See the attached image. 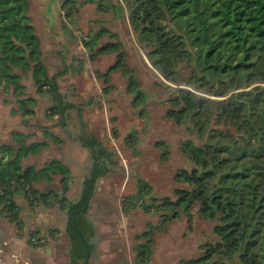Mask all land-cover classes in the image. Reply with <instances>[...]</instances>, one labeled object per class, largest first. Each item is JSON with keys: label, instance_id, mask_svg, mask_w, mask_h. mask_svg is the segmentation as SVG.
I'll return each instance as SVG.
<instances>
[{"label": "trees", "instance_id": "16d2710c", "mask_svg": "<svg viewBox=\"0 0 264 264\" xmlns=\"http://www.w3.org/2000/svg\"><path fill=\"white\" fill-rule=\"evenodd\" d=\"M87 3H96L100 11L128 15L139 43L171 91L167 116L198 137L182 144L191 166L176 174L186 184L175 189L176 198L158 197L141 180L139 191L126 198V211L162 210L169 220L182 212L191 214L198 206L200 217L213 222L217 238L203 245L202 255L184 264H264V0H120L118 4L63 0L65 30L75 24L78 4ZM29 10V0H0V87L17 97L14 113L32 116L38 99L27 93L23 83L24 75L31 73L38 92L52 100L54 114L64 113L73 105L60 91L59 75L48 72ZM103 31L108 30L103 27L84 38L92 55L117 46L108 42L96 49ZM120 65L125 68L119 61L110 70ZM129 90L135 94V105L145 98L133 76ZM13 136L16 143L0 144L4 215L9 211L11 218L17 216L21 207L16 195L27 191L37 204L61 202L70 213L71 264H86L89 242L96 234L86 213L96 180L108 170L106 163L96 157L82 198L72 203L66 196L71 169L61 159H51L42 167L21 164L24 157L48 148V140L29 142L31 134L22 131H14ZM47 136L63 142L53 133ZM83 144L102 155L108 153L98 140L84 137ZM57 176H61L62 193L36 187L41 180L54 182ZM135 252L138 264H149L154 249L149 242L138 244Z\"/></svg>", "mask_w": 264, "mask_h": 264}, {"label": "rangeland", "instance_id": "374dc122", "mask_svg": "<svg viewBox=\"0 0 264 264\" xmlns=\"http://www.w3.org/2000/svg\"><path fill=\"white\" fill-rule=\"evenodd\" d=\"M62 1L29 0V12L41 39L42 59L48 72L59 75L60 91L73 106L54 114L52 100L38 92L28 73L23 83L38 104L34 115L24 117L13 111L18 107L17 97L0 87V144L16 143L14 131L31 134L29 142L48 140V148L24 157L21 164L24 168L42 167L51 159H61L71 169L66 195L70 201L81 195L96 157L104 160L108 170L96 180L88 213L96 231L91 238L94 250L88 264H138L135 247L149 242L154 249L149 264H184L202 255L203 245L217 236L213 222L200 217L198 206L191 214L182 212L169 220L163 218L162 210L126 211L125 207L126 198L139 191L141 180L147 181L158 197L176 198L175 189L186 186L176 179V174L191 166L182 144L188 139L198 141V137L186 125H179L167 116L171 91L139 43L128 15L112 9L100 11L96 3L78 4L75 24L65 30ZM107 1L118 4L120 0ZM103 27L108 31L102 32L96 49L108 42L117 46L92 55L84 38L94 36ZM119 61L129 69L126 74L121 65L110 70ZM132 76L146 94L137 105L134 92L129 90ZM47 132L63 142L47 136ZM84 137L98 140L108 153L102 155L87 148ZM163 148L167 154H163ZM62 185L61 176H57L54 182L41 180L36 187L40 191L53 189L62 193ZM29 194L27 191L16 195V204L21 208L13 218L9 211L5 216L6 207L0 205V232L5 233L12 246H19L13 243L16 240L22 242L25 257H47L46 248L39 253L31 248L37 245L34 240H44L50 252H57L61 262L68 264L67 209L55 199L49 206L37 204ZM63 203L67 205V201ZM145 231L149 234L141 235Z\"/></svg>", "mask_w": 264, "mask_h": 264}, {"label": "flooded vegetation", "instance_id": "af4514ba", "mask_svg": "<svg viewBox=\"0 0 264 264\" xmlns=\"http://www.w3.org/2000/svg\"><path fill=\"white\" fill-rule=\"evenodd\" d=\"M83 191L84 189L82 190L81 195L76 200H71V202L72 203L78 202L83 196ZM90 208L91 207H89V211H90ZM89 211L86 213V217L88 221L93 223L94 225V222H92V220L88 216ZM67 226H68V223H67ZM66 234L69 238L67 227H66ZM6 237L7 236H5L4 232H0V264H63L61 262V257L58 255V253L55 251L50 252L49 248L47 247V243L44 242V240H34L35 241L34 243H37V245L32 246L31 248L35 253H39V251L42 252L43 248H46V252L48 253L47 257L37 256V255L35 256L30 255V256L25 257L24 256L25 251L23 249L24 246H20L22 242H19V246L15 247V246H12L14 244H11L10 241H7L5 239ZM89 245H90L89 254L91 256L94 250L93 249L94 245L92 244L91 240L89 242ZM70 253H71V245L67 253L68 254V264H71Z\"/></svg>", "mask_w": 264, "mask_h": 264}, {"label": "water", "instance_id": "95a60500", "mask_svg": "<svg viewBox=\"0 0 264 264\" xmlns=\"http://www.w3.org/2000/svg\"><path fill=\"white\" fill-rule=\"evenodd\" d=\"M67 214H68V219L70 220V213H69V210H67ZM89 258H90V254L88 253L87 258H86V264L89 263Z\"/></svg>", "mask_w": 264, "mask_h": 264}, {"label": "crops", "instance_id": "0c3cea01", "mask_svg": "<svg viewBox=\"0 0 264 264\" xmlns=\"http://www.w3.org/2000/svg\"><path fill=\"white\" fill-rule=\"evenodd\" d=\"M6 240L9 241L8 238H6ZM14 242H15L16 244H19V241H18V240L14 241Z\"/></svg>", "mask_w": 264, "mask_h": 264}]
</instances>
